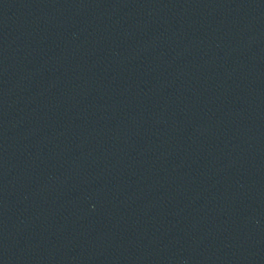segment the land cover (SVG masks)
Returning <instances> with one entry per match:
<instances>
[{"label": "water", "instance_id": "obj_1", "mask_svg": "<svg viewBox=\"0 0 264 264\" xmlns=\"http://www.w3.org/2000/svg\"><path fill=\"white\" fill-rule=\"evenodd\" d=\"M0 264H264V0H0Z\"/></svg>", "mask_w": 264, "mask_h": 264}]
</instances>
